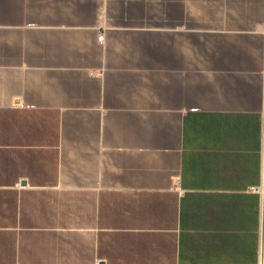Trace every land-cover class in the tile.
<instances>
[{"label": "crops", "instance_id": "0c3cea01", "mask_svg": "<svg viewBox=\"0 0 264 264\" xmlns=\"http://www.w3.org/2000/svg\"><path fill=\"white\" fill-rule=\"evenodd\" d=\"M100 263L264 264V0H0V264Z\"/></svg>", "mask_w": 264, "mask_h": 264}, {"label": "built area", "instance_id": "2783aa9c", "mask_svg": "<svg viewBox=\"0 0 264 264\" xmlns=\"http://www.w3.org/2000/svg\"><path fill=\"white\" fill-rule=\"evenodd\" d=\"M102 35L99 36V38L101 39Z\"/></svg>", "mask_w": 264, "mask_h": 264}, {"label": "water", "instance_id": "95a60500", "mask_svg": "<svg viewBox=\"0 0 264 264\" xmlns=\"http://www.w3.org/2000/svg\"><path fill=\"white\" fill-rule=\"evenodd\" d=\"M100 264H103V263H100Z\"/></svg>", "mask_w": 264, "mask_h": 264}]
</instances>
